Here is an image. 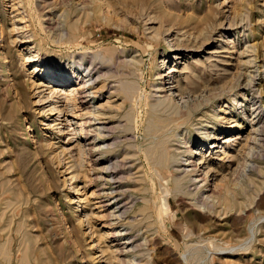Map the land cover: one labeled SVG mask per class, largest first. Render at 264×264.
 <instances>
[{
    "label": "rangeland",
    "instance_id": "1",
    "mask_svg": "<svg viewBox=\"0 0 264 264\" xmlns=\"http://www.w3.org/2000/svg\"><path fill=\"white\" fill-rule=\"evenodd\" d=\"M107 1L109 7L102 9L108 18L102 20L97 14L87 18L78 0H0V264H121L116 258H125V253H119L116 248L123 245L116 244L126 236L141 244L134 254L140 260L131 264H145L147 257L148 264H264V0ZM46 11L54 12L53 31L39 21L38 15ZM73 23L78 26L77 41L57 40L62 30L70 35ZM201 25L206 26L205 36L191 38L195 44L188 41L186 31L194 36ZM184 35L178 45V36ZM96 51L101 57L93 59ZM79 54L84 64L94 63L99 77L88 85L95 93L84 106L76 107L69 95L61 102L64 117L73 122L79 114L92 118L85 114L86 107H99L105 113L99 121L115 123L124 122L125 112L132 110L133 130L119 128L97 136L108 142L115 137L118 143L112 152L92 150L87 155L82 151L84 139L96 137V131L83 138L72 129L76 123L51 124L58 116L51 113L52 101L44 99L47 89L40 82L52 79L42 70L59 75ZM133 54L140 60L134 74L125 62ZM215 62L217 68L208 66L204 76L224 80L218 83L223 84L220 93L187 124L168 131L170 136L177 134L173 142L180 141L179 146L182 133L189 131L192 147L214 164L207 173V189L215 184L222 189L224 183L233 189L235 201L208 212L192 205V196L164 193V179L173 184L167 172L153 164L162 138L153 131L145 133L146 126L156 123H149L150 100L145 94L159 82L156 72H168V66L171 72L164 79L183 85V66ZM104 71L108 79H103ZM126 79L135 80L143 94L114 111L122 99L110 92L117 81ZM73 84L69 77L60 85L63 96L70 94ZM239 90L246 96L233 103ZM185 99L191 103L192 97L185 94ZM221 106L228 110L222 112L225 122L215 117ZM211 109L215 111L210 116ZM111 114L117 116L104 117ZM254 121L261 130L245 143ZM210 122L215 123L211 131L217 139L200 134L199 128ZM227 136L238 137L223 144ZM214 140L216 148L211 146ZM112 156L123 157L127 167L116 200L121 205L131 201L127 206L132 207L121 220L108 215L107 185L100 176ZM144 199L152 204L141 210ZM77 216L84 222L78 224Z\"/></svg>",
    "mask_w": 264,
    "mask_h": 264
},
{
    "label": "bare ground",
    "instance_id": "2",
    "mask_svg": "<svg viewBox=\"0 0 264 264\" xmlns=\"http://www.w3.org/2000/svg\"><path fill=\"white\" fill-rule=\"evenodd\" d=\"M78 2L81 5V9L83 11L86 10L87 18H91L93 14H97V17H99L102 20H106L108 18V15L102 9V6L109 7L110 4L107 0H78ZM92 7L94 8L93 11L91 10ZM43 8H45L44 4L42 5V3H40L39 9L43 11L42 10ZM53 13L54 12L46 11L45 13L42 12V15L40 14L38 15V17H40L39 18L40 22L42 21L46 22V28L48 27V31H53V24H54V22H52V20L54 19L52 17ZM42 16L44 20H42ZM69 28L71 30L70 35L66 36V34L64 33L65 31L62 30L61 34L59 36L57 35L59 37L57 40H63V42L66 41L67 43L76 42L77 35L75 33L78 29V26L77 24L73 23L69 25ZM205 28L206 26L204 25L197 27L196 35L194 36L193 35L191 36V34L188 35L189 31L188 32L186 31L187 36H188L187 37L188 41L191 38L194 40H197L198 38L200 39V36H203V35L205 36L206 34ZM207 34L209 35V33ZM184 38H186V35L178 36L176 40L177 44L180 45L181 42L184 41ZM14 41L15 39L12 40V42ZM186 44H188V42ZM176 48H178V46ZM83 54H87V52H84ZM83 54H79L78 56H76L75 59L70 61V64H67L68 65L67 70L63 71L59 75H56L55 73L50 72V70H46V68L42 70L43 76H46L47 78L52 79L49 81L45 78V81L40 82V84H42L41 86L47 89V92H45L46 96L44 99H46L47 101H52V105L49 108L51 113L56 114L58 116L53 119L51 124L53 126H59L64 121V125L65 126L67 125L70 127L73 125V123H76L77 124L76 128L74 127L72 129L79 131V134L83 138L87 137L88 134L89 136H91L92 133L96 131V137H92V139H88V138L84 139L86 141L84 146L86 147L82 151L87 155H90L92 150L94 151L103 150L106 152L107 151L112 152L115 150V147L117 146V143H118L115 141L116 140L114 139L115 137L110 138L112 141L108 142V140L99 141L98 140L99 138H97V136L106 137L108 136L109 133H112L113 130H117L119 128H122L124 131L133 130L135 126L134 124L135 122H134V116L132 114V110L125 112V114L123 115L124 122H122L121 120H117L118 119L117 118L116 119L117 121L113 123V121L110 119H108V121L106 122H104L105 120L99 121L102 118L101 117L102 114H105V113L100 111L101 108L99 107L90 108L87 106L85 114L86 113L91 114L92 118H90L89 116L91 115H89L88 116L89 118L87 117L88 119H84V117H82L83 115L81 116L79 114L78 116L80 117L79 120H76L73 122L72 118L68 119L67 117L66 118L64 117L63 108L61 107L63 102L69 100L68 95L72 96L71 100L74 101V105L78 104V106L76 105V107H81V106H84L85 103H87L86 99L87 98L91 99L93 94L95 93V91H93L92 89L91 91H89L90 87H88V85L91 82H93L95 78L99 77V73H98L99 71L94 70L96 67L95 65H93L94 63L84 64L83 60L85 57ZM175 54H179V53H175ZM91 56H93V59L101 57L100 52L98 51L94 52L93 55ZM111 57H109V60H111ZM174 57H177V56L174 55ZM75 62L77 63V65H75ZM125 62L128 64L127 67H129L130 72L134 74L136 68L138 67L140 63V60L137 57V55L133 54L131 55L130 59L125 60ZM208 66L209 68L211 67L217 68L218 64L215 62V64L213 63V64L206 65L203 67L202 66L200 67L198 64H188V66L187 65L183 66L182 69L187 70L183 85L179 81L176 82V85H173L171 84L170 79L168 80L164 79L166 76L168 77L169 73L171 72L170 66L165 68L167 69L168 72H164V71L162 73L159 71L156 72L157 78L160 80L159 82H156V84L152 85L153 88L152 90H150V92L145 94L146 100H148V98L150 100V102L146 101L147 113L150 115L149 123L153 124L152 119H155L156 123L153 124V128L152 127L149 128L148 126H146L145 133L149 134L150 131H153V133H155L158 137L162 138L160 140L161 144L159 146V151L156 154V158H154L153 164H155V166H157L159 170L160 169L165 170L167 172V176H170L171 178V183L173 184L172 186L168 184L167 177L163 181L164 187H165L164 193L170 194V195H171V192L174 195L176 193H182L188 196H192L194 197L191 200L192 205H195L203 209L206 208L208 212H212V211H216V207L224 206V208H226L232 201H235L233 189L230 188V185L228 183H224L223 185H221L222 189H216L217 187L216 184H215L214 189L212 190L207 189V184H206L208 182L207 173L212 168H214V164L206 160L205 159L206 157L204 158L201 150H198V148L192 147V144H190L191 141L189 139L191 135L189 131L187 133H182V141H181L182 146H179V144L177 145V143H180V141H178L176 144H174L173 142L176 140V139H173V137L177 136V134L174 136H170L172 134L168 135L169 130L173 131L179 126L187 124L192 117H196L197 114L195 115L193 113L199 110L200 107H205V104L215 99L217 97V92L218 94L220 93L219 91L221 90L219 89L223 87V84L219 85L218 83L224 80L220 79L219 82H216L214 79H212L211 75L209 77H205L204 74L207 71ZM69 77L70 79L74 80V84L72 86L70 94H66L63 96V92H61L59 88L61 87L60 86L61 84L65 83L69 79ZM102 77L103 79H108L109 75L108 73L104 71ZM45 82H48V83H45ZM237 85H239L238 82H237ZM244 86L242 87L243 90H245ZM43 90L44 89L40 91L43 92ZM110 93H113V94L116 93V95L117 94L121 95V99H122L121 105H118L117 108L114 109V111L120 110L127 102L133 104L135 98L143 94L141 90L139 91L138 84L135 80H127V79L117 81L116 86H114V90H112ZM185 94H188L192 97L191 103H187V100L185 99ZM239 96L245 97L246 96L245 92H242L241 90H239L237 94L233 95V98H232L233 103L236 102L237 97ZM46 100L45 101L43 100L42 103L47 102ZM76 101L78 102L76 103ZM232 106L234 107V105ZM226 109H227L226 107H222V106L219 107L218 114L215 115V117H220V119L225 122L227 120L225 119L226 115L224 116L222 112L224 111L226 113L228 111ZM214 111L215 109H211L209 112L210 113L209 115L210 116L213 115ZM112 112L113 111H111L110 113ZM116 116L117 114H111V116H104V117L112 118ZM65 120L68 122L65 123ZM91 120L97 121L95 123L94 122L91 123L93 125L92 127L90 124ZM85 123L86 124L88 123V124L85 125ZM256 125H257V121L251 122L249 124L250 131L247 133V136L244 139L245 143L251 142L252 137L254 138L255 135L258 134V131L261 130ZM214 128H215L214 122H210V124L205 127L201 126V128H199L201 136L203 138H206L209 136H211L214 139L219 138L217 137L218 136L217 134L212 133L211 130H213ZM58 130H61V129H58ZM237 137L235 138L233 137L234 138L233 139L232 136H227L224 138V141L222 143L228 144L230 140L234 141ZM211 146L215 148L218 147L217 140H214ZM79 150L81 151V149ZM125 162H124L123 157L119 158L118 156H112V157H109L107 161H105V165L101 169L103 175L101 174L100 176L104 178L105 180L104 183L107 185L106 189H104V194L109 197V201L107 202V204H110V208H111V210L108 212V215L113 220L123 219L124 218L123 215L126 213V211H128V209H131L132 207V206H129V207L127 206L128 204L131 203V201L127 202L125 205H121L120 202L116 200L117 195L120 193V191L123 190L121 187L122 185L120 186V181L122 179H125L124 175H125V170L127 168ZM200 171H202L204 174ZM73 177L74 175L71 176V178ZM164 199H165V202L163 201V207L168 205L167 203L168 201H166L168 199H166L165 197ZM144 203L145 205L141 208V210H146L148 208V205L150 206L152 204V202L145 200V199H144ZM126 218L129 219V217H126ZM170 218L172 217L170 216ZM83 219L81 217H78L77 223L81 224L82 222H84ZM135 242L136 241H131V236H126L124 237L123 242L116 244V247L122 244L123 245L122 248L121 247L119 248L118 246L116 250L118 249L117 251L119 253H122V251H124L123 253H125L124 254L125 258L117 257L116 260H118L119 262L121 261V264H128L131 260L139 261L140 259L138 258V256L134 254L137 252L135 249L136 248L138 249L141 246V244H138V243L135 244ZM92 246L93 244H91L90 248ZM4 252L6 253V251ZM89 256L93 260L97 258L96 256H91V254H89ZM213 258L214 257H212V259ZM149 262H150V257H147L145 264H148Z\"/></svg>",
    "mask_w": 264,
    "mask_h": 264
}]
</instances>
